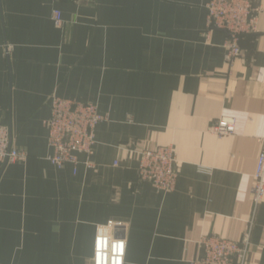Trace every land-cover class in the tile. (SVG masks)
<instances>
[{
	"label": "crops",
	"instance_id": "crops-1",
	"mask_svg": "<svg viewBox=\"0 0 264 264\" xmlns=\"http://www.w3.org/2000/svg\"><path fill=\"white\" fill-rule=\"evenodd\" d=\"M207 2L0 0V124L27 153L0 162V264H93L96 226L108 220L125 226L123 264H189L203 236L240 241L252 220L246 264H264V196L256 207L251 198L264 0L229 64L226 33L207 30ZM53 95L106 117L75 170L48 160ZM221 116L235 118L232 134L210 132ZM165 144L178 174L168 192L136 170L139 150Z\"/></svg>",
	"mask_w": 264,
	"mask_h": 264
},
{
	"label": "built area",
	"instance_id": "built-area-1",
	"mask_svg": "<svg viewBox=\"0 0 264 264\" xmlns=\"http://www.w3.org/2000/svg\"><path fill=\"white\" fill-rule=\"evenodd\" d=\"M255 2L256 0H208L205 4L207 30L221 29L226 33L223 47L224 60L228 64L243 54L240 47L242 36L256 30L259 6ZM53 19L60 22L61 15L58 10L53 12ZM9 50L10 46L4 48L6 54ZM105 119L94 103L51 96L50 113L43 121L47 130V144L52 150L48 160L58 168L67 163L72 164L75 170L77 154L93 152L96 142L95 128ZM234 128V117L221 116L213 122L209 130L222 137L232 134ZM261 145L251 187V198L255 207L264 196V136L261 138ZM26 158L27 153L24 150L12 145L9 128L0 124V162L12 163L24 161ZM176 163L174 147L171 144L143 148L138 151V179L150 182L159 191H171L178 175ZM251 227L252 220L240 241L216 235L203 236L199 241L202 253L189 264H246ZM124 231V224L114 220L96 226L93 264H123Z\"/></svg>",
	"mask_w": 264,
	"mask_h": 264
}]
</instances>
